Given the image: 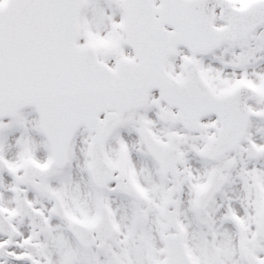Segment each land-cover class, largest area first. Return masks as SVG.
<instances>
[{
  "label": "snow or ice",
  "instance_id": "6c2138e0",
  "mask_svg": "<svg viewBox=\"0 0 264 264\" xmlns=\"http://www.w3.org/2000/svg\"><path fill=\"white\" fill-rule=\"evenodd\" d=\"M0 264H264V0H0Z\"/></svg>",
  "mask_w": 264,
  "mask_h": 264
}]
</instances>
